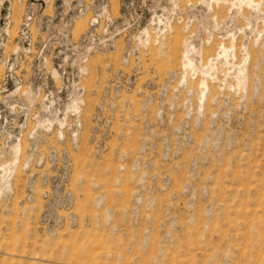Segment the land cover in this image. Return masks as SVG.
I'll list each match as a JSON object with an SVG mask.
<instances>
[{
	"label": "rangeland",
	"instance_id": "374dc122",
	"mask_svg": "<svg viewBox=\"0 0 264 264\" xmlns=\"http://www.w3.org/2000/svg\"><path fill=\"white\" fill-rule=\"evenodd\" d=\"M0 264H264V0H0Z\"/></svg>",
	"mask_w": 264,
	"mask_h": 264
}]
</instances>
